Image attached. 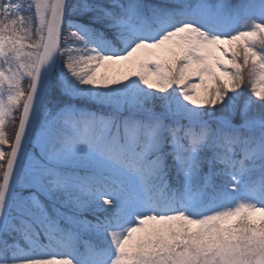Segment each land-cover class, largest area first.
I'll use <instances>...</instances> for the list:
<instances>
[{
    "label": "snow or ice",
    "instance_id": "obj_1",
    "mask_svg": "<svg viewBox=\"0 0 264 264\" xmlns=\"http://www.w3.org/2000/svg\"><path fill=\"white\" fill-rule=\"evenodd\" d=\"M0 264H264V0H0Z\"/></svg>",
    "mask_w": 264,
    "mask_h": 264
},
{
    "label": "rangeland",
    "instance_id": "obj_2",
    "mask_svg": "<svg viewBox=\"0 0 264 264\" xmlns=\"http://www.w3.org/2000/svg\"><path fill=\"white\" fill-rule=\"evenodd\" d=\"M107 71L110 76H115L118 78L120 74L125 71V67L123 65H115L109 68Z\"/></svg>",
    "mask_w": 264,
    "mask_h": 264
},
{
    "label": "trees",
    "instance_id": "obj_3",
    "mask_svg": "<svg viewBox=\"0 0 264 264\" xmlns=\"http://www.w3.org/2000/svg\"><path fill=\"white\" fill-rule=\"evenodd\" d=\"M193 83H198V81L195 79V78H193V81H192ZM245 91H247V89H245ZM11 130V129H10Z\"/></svg>",
    "mask_w": 264,
    "mask_h": 264
}]
</instances>
